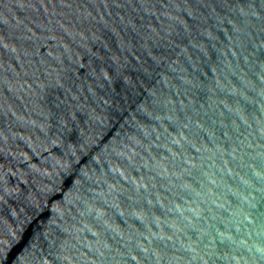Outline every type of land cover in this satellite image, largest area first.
I'll return each mask as SVG.
<instances>
[{
  "label": "water",
  "instance_id": "obj_1",
  "mask_svg": "<svg viewBox=\"0 0 264 264\" xmlns=\"http://www.w3.org/2000/svg\"><path fill=\"white\" fill-rule=\"evenodd\" d=\"M0 264H264V0H0Z\"/></svg>",
  "mask_w": 264,
  "mask_h": 264
}]
</instances>
